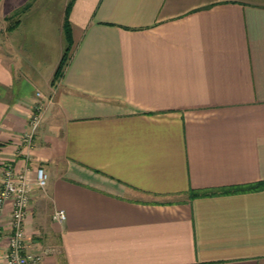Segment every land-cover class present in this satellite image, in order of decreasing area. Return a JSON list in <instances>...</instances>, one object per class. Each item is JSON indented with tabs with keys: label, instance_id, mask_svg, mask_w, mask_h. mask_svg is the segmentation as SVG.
Returning <instances> with one entry per match:
<instances>
[{
	"label": "crops",
	"instance_id": "0c3cea01",
	"mask_svg": "<svg viewBox=\"0 0 264 264\" xmlns=\"http://www.w3.org/2000/svg\"><path fill=\"white\" fill-rule=\"evenodd\" d=\"M70 22L54 83L63 53L47 64L0 43V187L8 166L33 182L26 250L44 264H264V0H75ZM219 188L233 191L191 196Z\"/></svg>",
	"mask_w": 264,
	"mask_h": 264
},
{
	"label": "rangeland",
	"instance_id": "374dc122",
	"mask_svg": "<svg viewBox=\"0 0 264 264\" xmlns=\"http://www.w3.org/2000/svg\"><path fill=\"white\" fill-rule=\"evenodd\" d=\"M67 1L36 0L32 7L21 15L20 27L18 25L16 30L9 31V26L17 17L12 20L7 17L22 4L14 0H0V43H16L20 55L27 59L30 56L28 50H31L36 58L45 56L48 59L47 64L57 62L65 48L63 19Z\"/></svg>",
	"mask_w": 264,
	"mask_h": 264
},
{
	"label": "built area",
	"instance_id": "2783aa9c",
	"mask_svg": "<svg viewBox=\"0 0 264 264\" xmlns=\"http://www.w3.org/2000/svg\"><path fill=\"white\" fill-rule=\"evenodd\" d=\"M41 96L40 92H37ZM44 103L39 102L34 106L30 117L29 128L24 134L23 141L32 144L35 133L43 119ZM48 174L46 170L39 167L35 171V180L39 188L47 186ZM33 182L26 172H17L12 166L4 170V176L0 187V209L7 201L12 203L11 228L12 233L8 238V246L4 260L6 264H44L41 254L30 253L26 250L27 236L25 223L28 216L29 206L32 198ZM67 218L65 210H57L53 219L63 222Z\"/></svg>",
	"mask_w": 264,
	"mask_h": 264
},
{
	"label": "trees",
	"instance_id": "16d2710c",
	"mask_svg": "<svg viewBox=\"0 0 264 264\" xmlns=\"http://www.w3.org/2000/svg\"><path fill=\"white\" fill-rule=\"evenodd\" d=\"M35 1L36 0H29L23 6L16 9L10 16L7 17L8 20H12L13 17H17L16 21L9 26V30H13L15 27H17L20 24L21 15L25 13L26 11H28L32 7L33 2ZM74 2L75 0H69L67 7H66L65 19H64V24H63L64 36H65V48H64L63 55L59 63V66L55 72L53 83L63 75L65 67L68 63L70 51L73 46V35H72V27H71V22H70V12L72 10ZM257 187H260V186L254 185V186L237 187L236 189H234V192L245 191L247 190V188H257ZM232 191L233 190H231V188L191 191V196L192 197H208V196H216V195H225V194L231 193Z\"/></svg>",
	"mask_w": 264,
	"mask_h": 264
}]
</instances>
